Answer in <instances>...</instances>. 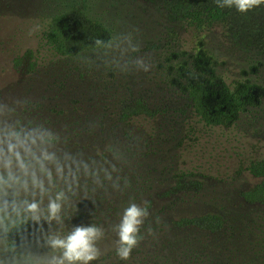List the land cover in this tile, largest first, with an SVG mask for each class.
Returning <instances> with one entry per match:
<instances>
[{
	"label": "rangeland",
	"instance_id": "374dc122",
	"mask_svg": "<svg viewBox=\"0 0 264 264\" xmlns=\"http://www.w3.org/2000/svg\"><path fill=\"white\" fill-rule=\"evenodd\" d=\"M206 2L0 0V264H48L63 251L50 238L79 225L103 231L88 264H264V202L242 195L264 184L250 171L264 161V4L192 14ZM54 15L70 54L43 40ZM202 71L260 102H209L224 119L206 120L180 80ZM131 203L148 214L122 260L114 229ZM22 216L17 249L2 220Z\"/></svg>",
	"mask_w": 264,
	"mask_h": 264
},
{
	"label": "trees",
	"instance_id": "16d2710c",
	"mask_svg": "<svg viewBox=\"0 0 264 264\" xmlns=\"http://www.w3.org/2000/svg\"><path fill=\"white\" fill-rule=\"evenodd\" d=\"M75 11L78 15H82V11H80L78 8H76ZM222 12L223 11L221 10V8L216 4L210 5L206 2L196 6L193 9L192 14L196 17L207 16L210 18H216L219 17ZM58 19L59 15H54L51 18L48 27L43 33V40L47 44L52 46L58 53L70 54L68 38L64 36L63 31L59 27L57 23ZM80 20L84 21V19ZM183 78H185L187 81L186 88L188 91V95L191 97L194 103L196 112L202 117L206 118V120L209 115H213L212 117L214 119L218 118L215 119L218 121H220V119H224L221 118V116L214 115L213 113L211 114L208 111L211 107L209 106V102H217L221 105H226L227 108H230L234 111L245 108L246 105L249 104V101L252 105L260 102V100L257 101V98L260 97V91L257 90V87L252 84H240L234 89H229L220 77L215 75L213 72L205 71L199 73L191 72L190 77L182 76V78L180 79L181 82ZM250 171L254 173L264 171V161H257L256 163L251 165ZM242 195L243 198L248 202H264V184L261 183L259 185H256L255 188L251 190L243 191ZM2 223L5 228V241L9 246L21 249L23 244L16 243L10 245L12 244V234L16 233L19 236H22L28 226L27 220L22 216L14 219L11 222L2 220Z\"/></svg>",
	"mask_w": 264,
	"mask_h": 264
},
{
	"label": "clouds",
	"instance_id": "9594fccd",
	"mask_svg": "<svg viewBox=\"0 0 264 264\" xmlns=\"http://www.w3.org/2000/svg\"><path fill=\"white\" fill-rule=\"evenodd\" d=\"M218 7H235L239 13H246L253 8L259 7L264 4V0H215ZM129 45L128 50L137 52L138 45L131 43V38H127ZM101 41L97 40L96 44L99 45ZM138 69L143 71L149 70V65L142 59H136L131 62ZM128 64L124 65L127 69ZM60 204L56 201H51L48 205L49 215L48 220L60 221L59 212ZM31 210H36L37 205L32 204L29 206ZM147 210L141 208L135 203L129 204L124 209L120 223L114 229L117 233V255L120 259H127L130 255L132 248L137 244V234L143 219L147 216ZM39 219V217H36ZM103 234L102 229L94 226H73L71 232L65 236H54L50 238L49 244L53 248L62 249V255L59 257H52L48 264H88L89 261L96 259L99 255L98 249L95 247V241Z\"/></svg>",
	"mask_w": 264,
	"mask_h": 264
}]
</instances>
